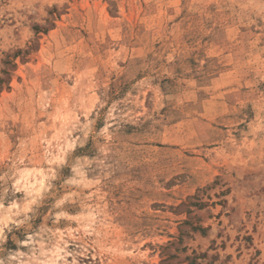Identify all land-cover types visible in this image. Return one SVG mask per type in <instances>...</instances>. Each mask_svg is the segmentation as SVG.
<instances>
[{
	"label": "rangeland",
	"instance_id": "rangeland-1",
	"mask_svg": "<svg viewBox=\"0 0 264 264\" xmlns=\"http://www.w3.org/2000/svg\"><path fill=\"white\" fill-rule=\"evenodd\" d=\"M0 264H264V0H0Z\"/></svg>",
	"mask_w": 264,
	"mask_h": 264
}]
</instances>
